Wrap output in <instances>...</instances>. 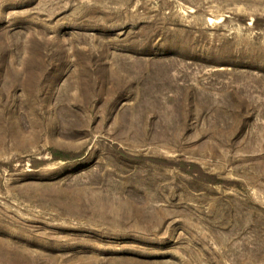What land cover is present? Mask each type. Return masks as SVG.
<instances>
[{"label":"rangeland","instance_id":"374dc122","mask_svg":"<svg viewBox=\"0 0 264 264\" xmlns=\"http://www.w3.org/2000/svg\"><path fill=\"white\" fill-rule=\"evenodd\" d=\"M0 264H264V0H0Z\"/></svg>","mask_w":264,"mask_h":264}]
</instances>
